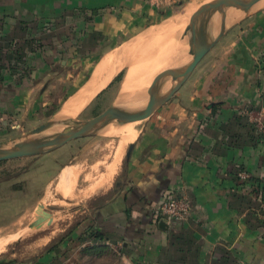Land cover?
<instances>
[{
  "label": "crops",
  "instance_id": "obj_1",
  "mask_svg": "<svg viewBox=\"0 0 264 264\" xmlns=\"http://www.w3.org/2000/svg\"><path fill=\"white\" fill-rule=\"evenodd\" d=\"M170 5L172 0H0V18L7 20L40 14L60 21L71 15L70 46H96L90 53L74 50L66 61L53 58L52 62L65 65L61 71L66 73L53 77L45 73L38 81H22L16 88L11 76L3 78L0 134L5 128L33 129L42 121L47 130L59 131L98 100L111 97L104 110L132 100L133 93L118 95L128 71L124 64L137 61L132 58L133 47L149 33L153 48L171 39L163 34L165 23L178 16L168 13ZM219 23L216 17L212 37L218 34ZM184 30L178 43L183 49L178 51L177 46L175 56L178 67L186 57ZM103 61L109 64L100 69ZM158 62L162 58L153 66ZM163 72H156L152 80ZM46 79L52 81L47 84ZM18 88L23 90L11 96ZM63 92L65 97L46 115L54 101L51 94ZM84 95L81 108L70 114L69 103L81 104ZM145 105L143 96L132 108L141 110ZM64 111L68 112L62 115ZM254 120L264 122V17L228 16L223 36L170 100L143 119L138 132L120 135L119 129L114 130L119 138L114 154L119 177L107 192L96 196L101 201L79 224L80 233L93 232L98 242L119 249L120 264H264L260 206L261 201L264 204V138L255 130ZM134 138L130 155L126 157L128 144L120 158L124 143ZM94 139L71 141L35 160L24 174L26 200L33 201L38 188L45 191L56 180L60 189L74 168L95 156V147L101 145L92 147ZM242 171L250 180L239 179ZM166 195L186 197L191 216L164 230L159 227V207Z\"/></svg>",
  "mask_w": 264,
  "mask_h": 264
},
{
  "label": "rangeland",
  "instance_id": "obj_2",
  "mask_svg": "<svg viewBox=\"0 0 264 264\" xmlns=\"http://www.w3.org/2000/svg\"><path fill=\"white\" fill-rule=\"evenodd\" d=\"M208 1L211 0H172V5L167 6V11L168 13L171 12L172 15H178L175 18H179L186 13L190 6H193V11L195 12L199 6ZM248 16L264 17V8L255 9L251 7L244 14V17ZM64 19L59 21L43 17L40 14L32 15L30 19L22 21L7 20L6 17L0 18V36L9 38L8 46L12 52L10 65L6 63V68L0 71V82L6 76H11L15 84L14 88H16L21 85L22 81L28 80L31 83L38 81L39 77L43 78L45 73H50L51 77L66 73L61 71L65 65L62 66L59 60L66 61L70 59V55H72L71 53L74 50L76 54H81L85 51L90 53L96 49V46L85 45L83 47H71L74 22L71 15H66ZM22 22L23 24H20ZM6 25L8 28L5 27ZM149 34L146 36L147 38L145 37L143 43L133 47L134 55L132 58H137V61L124 64L128 71L124 75L118 89L120 97L129 93H133V95L140 92L144 93V89L149 88L153 82V77L151 76L156 74V72L164 71L162 69V71H158L160 68L152 69L154 62H157L155 59L157 57L153 56L155 42L150 41ZM96 42L97 38L94 40V43ZM182 49L183 45L181 43L178 44V51ZM55 57L59 58V60L52 62ZM9 67H12V69H8ZM43 69L44 71H42ZM150 71L151 73H149ZM144 80L146 81L143 82ZM51 81V79H46L45 82L49 84ZM132 81L136 82L135 84L133 83L134 86L131 85L126 88L131 90L125 89L126 91L123 92L122 85L125 82L129 83ZM116 82H119V80ZM139 82L143 83L138 86L137 83ZM160 82H163L166 86L170 84V78ZM22 90V88L14 89V93L11 96ZM64 94L65 92L59 94V96L51 94V97H54V101L47 108L48 112H46V115L50 114L58 100L65 97ZM109 101H111V97L106 98V100H98L86 114L74 122L87 121L94 118L104 111ZM142 120L137 125L135 124L133 130L137 129L136 131H139ZM74 122L64 128H59L61 129L59 131L48 129L35 135H32L31 132L45 124V121L39 122V125L33 129L24 131L5 128L6 130L0 134V146L11 148L14 144L22 141L43 139L57 132H66L77 126ZM119 124L113 122L95 135L96 139L91 140L92 144H95L92 147L101 145L99 148L95 147V156L87 159V162H84L86 164H80L74 168L73 172L67 175V181L61 184L60 189H58L59 183L56 180L45 191L40 192V188H38V193H35L36 196L33 201L25 198L27 184L24 174L29 170L32 163L43 155L0 162V203L3 205V214L0 211V219H2L0 222V244L3 247L0 249V263L120 264L118 259L119 249L94 241L86 233L84 235L83 233L81 234L79 229V224L84 220L83 218H86L88 211L101 201V199H95L97 198L96 196L101 191L107 192V189L111 188L116 178L119 177L118 170L110 178L108 176V166L112 163L119 141L114 130L119 129L118 134L120 135L131 132V129H128L129 126H118ZM135 138L131 142L124 143L120 158H124L128 144L132 143ZM89 140L86 141L89 142ZM74 162L73 160L71 165ZM111 178L113 179L111 180ZM66 191L69 194H65ZM12 194H17V196L13 197ZM5 205L6 208L8 207L7 211L5 210ZM41 213L50 216L49 221L42 224L43 226L40 228L37 226L32 228L34 220L36 221ZM19 233L20 235H18ZM16 235L18 236L16 237Z\"/></svg>",
  "mask_w": 264,
  "mask_h": 264
},
{
  "label": "water",
  "instance_id": "obj_3",
  "mask_svg": "<svg viewBox=\"0 0 264 264\" xmlns=\"http://www.w3.org/2000/svg\"><path fill=\"white\" fill-rule=\"evenodd\" d=\"M257 1L258 0H211L202 4L197 8L185 29L183 42L186 57L176 71L162 73L153 80L146 92L139 93L137 96L133 95L132 100L127 102L110 106L90 120L81 122L76 121L74 123H76L77 126L66 132H57L43 139L22 141L14 144L11 148L0 146V162L50 153L71 141L95 136L113 122L123 123L132 120L148 119L157 109L170 100L189 78L202 58L223 36L226 18L230 16L235 17L237 20L241 19ZM229 9L233 10L230 11ZM236 15L240 16L236 17ZM216 17L219 18L220 21L219 31L215 37H212L211 30L214 27ZM166 78H170V84L165 86V84L160 81ZM143 96L146 98V108L144 110H135L132 108L138 106ZM47 128L48 124H43L34 129L31 134H39L47 130ZM131 150L132 144L128 146L126 157L130 155ZM51 221H53V219H51ZM177 224L180 223H170L163 219L159 220V227L164 230Z\"/></svg>",
  "mask_w": 264,
  "mask_h": 264
},
{
  "label": "bare ground",
  "instance_id": "obj_4",
  "mask_svg": "<svg viewBox=\"0 0 264 264\" xmlns=\"http://www.w3.org/2000/svg\"><path fill=\"white\" fill-rule=\"evenodd\" d=\"M252 8H264V0H258L257 3L252 7ZM193 6H190L186 13H184L182 15V17H179V18H175V19H172L171 21H169V23L166 24V30L165 32L163 33L164 36L165 34L168 35L167 38H171V39H163L164 41H160L159 42V45L156 46L154 48V54L153 56L157 57L155 58L156 61H158L160 58H162V64L160 62H158V65L156 66H153L152 69L156 70L158 68H160L158 71H160L161 69L162 70H166L168 68V70L166 72H173V71H176L179 67L177 66V60H176V50H177V46H178V43H179V33H181L183 30H184V27L186 25H188V22L189 20L191 19V17L193 16V14L195 13L193 11ZM240 15H236V17H238ZM165 27V26H164ZM163 31V30H161ZM185 31V30H184ZM162 36V35H161ZM163 38V37H161ZM165 38V37H164ZM180 46V45H179ZM152 55V54H151ZM169 57V58H167ZM108 62L106 61H103L102 64H100V69L104 68L105 65L107 64ZM109 64V63H108ZM107 66V65H106ZM161 70V71H162ZM163 72V71H162ZM151 73V71L149 72ZM160 76V75H159ZM146 81V80H145ZM133 83L135 84L136 82H125L123 86V92H125L126 90H129V89H126L128 88L129 86L133 85ZM138 85H140V83H137ZM134 86V85H133ZM136 86V85H135ZM137 87V86H136ZM126 89V90H125ZM131 90V89H130ZM136 91V90H135ZM122 92V93H123ZM122 95V94H121ZM125 95V94H124ZM87 96V95H86ZM86 96H82L80 98H82V102L81 104H77L76 101H73V102H70L69 103V106L70 107H73V111L70 113V114H74L77 110H79V108H81V106L83 105L84 101H85V98ZM137 96V94H136ZM77 100V99H76ZM147 104L141 109V110H144L146 108ZM68 108V107H66ZM68 111H71L68 109ZM68 111H64L63 113H61L62 115L64 114H67ZM66 116V115H65ZM67 117V116H66ZM61 118V117H60ZM63 119V118H61ZM140 120H135V121H126V122H123V123H120L118 126L120 125H123V126H129L128 129H131V132H133V127H135V124L137 125L139 123ZM128 124V125H127ZM117 126V125H116ZM136 131V130H135ZM134 131V132H135ZM133 132V133H134ZM118 164H119V160H118V157L116 156H113L112 158V163L108 166V176L109 178L111 177V175L117 170V167H118ZM85 174V173H84ZM105 176V175H104ZM101 178V177H100ZM104 179V178H103ZM113 178H111L112 180ZM100 180V179H99ZM108 181V180H107ZM99 182V181H98ZM101 182V181H100ZM105 183V182H104ZM106 184V183H105ZM110 184V182H109ZM107 186V185H106ZM103 189V188H102ZM99 192V191H98ZM65 194H69V192L66 191ZM37 217V216H36ZM49 218L50 216L48 215H45L43 213H41L36 221L34 220L33 222V227H42L43 225L42 224H45V222L49 221ZM53 218V217H52ZM33 219V218H32ZM41 224V225H40ZM21 233V232H20ZM20 233L18 235H20ZM16 235V237L18 236ZM14 237V238H16ZM2 245L0 244V249H2Z\"/></svg>",
  "mask_w": 264,
  "mask_h": 264
},
{
  "label": "built area",
  "instance_id": "obj_5",
  "mask_svg": "<svg viewBox=\"0 0 264 264\" xmlns=\"http://www.w3.org/2000/svg\"><path fill=\"white\" fill-rule=\"evenodd\" d=\"M255 130L258 134H261L264 138V122L261 120L253 121ZM242 181L250 180V175L246 171H242L238 175ZM261 208H264V204L261 201ZM191 216V203L183 196L175 197L166 195L160 203L159 207V220H166L170 223H184L189 220Z\"/></svg>",
  "mask_w": 264,
  "mask_h": 264
},
{
  "label": "trees",
  "instance_id": "obj_6",
  "mask_svg": "<svg viewBox=\"0 0 264 264\" xmlns=\"http://www.w3.org/2000/svg\"><path fill=\"white\" fill-rule=\"evenodd\" d=\"M20 24H23V22ZM0 30H1V27H0ZM9 42L10 40L8 37L0 36V71L6 68V63L10 65V59H12V56H11L12 52L9 50V46H8ZM8 69H12V67H9ZM120 78H121V74L115 79V81L120 80ZM259 135L262 136L261 134ZM86 235H88V237L95 238L97 241L100 240L98 236H94L93 232L86 233Z\"/></svg>",
  "mask_w": 264,
  "mask_h": 264
}]
</instances>
